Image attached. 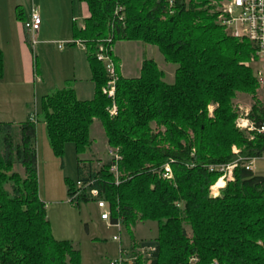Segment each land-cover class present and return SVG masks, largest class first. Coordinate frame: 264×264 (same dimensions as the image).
Masks as SVG:
<instances>
[{
    "label": "trees",
    "instance_id": "16d2710c",
    "mask_svg": "<svg viewBox=\"0 0 264 264\" xmlns=\"http://www.w3.org/2000/svg\"><path fill=\"white\" fill-rule=\"evenodd\" d=\"M80 1L87 9L85 28L73 22L68 46H85L94 98L80 101L74 90L64 89L42 100L55 156L63 161L65 146L73 144L78 181L90 184L70 203L95 202L90 192L97 190L110 207L113 224L120 221L127 231L140 222L158 224L157 238H131L127 252L132 260L125 264H264V176L240 164L220 195L211 194L221 178L210 172L211 166L264 153L262 137L250 141L236 127L238 96L257 99L250 66L254 49L219 25L212 2L221 0H175L173 6L168 0ZM108 39L112 45L157 47L164 61L177 67L174 83L164 81L154 60H144L138 78L118 73L117 115L111 117L112 101L103 94L108 76L95 58L99 44ZM3 71L0 52V80ZM254 106L250 118L260 123L264 109L258 100ZM95 120L122 158L118 184L112 161L94 171L79 158L92 146ZM36 144V119L0 122V264H81L72 243L53 237L39 196ZM234 148L241 154L235 155ZM168 164L174 175L170 181L162 177ZM75 191L76 184H69L68 196ZM142 249L153 251L142 254Z\"/></svg>",
    "mask_w": 264,
    "mask_h": 264
},
{
    "label": "rangeland",
    "instance_id": "374dc122",
    "mask_svg": "<svg viewBox=\"0 0 264 264\" xmlns=\"http://www.w3.org/2000/svg\"><path fill=\"white\" fill-rule=\"evenodd\" d=\"M44 1L46 0H0V45H9L5 52L0 50L4 69L3 79L0 80V83L17 84V89H15L16 100L13 101L16 105L12 104V102L10 103L12 106L7 104L6 93L8 91L6 87H0V122L19 124L25 122L28 118H33L37 121L36 147L38 153L39 196L46 205L47 218L51 225L54 239L72 243L80 251L81 264H110L113 261L122 259V257L128 260L130 253L126 252V250L128 251L131 246V238L133 237L136 241L157 238L158 224L140 222L129 231L123 226L121 231H119L116 227L109 226L108 222L101 220L102 212L97 208L95 202L81 204L80 206L71 204L68 196L69 184H76L78 181V156L75 146L70 143L65 146L64 159L62 161L55 156L47 137L44 115L42 113V100L57 91L65 88L69 89L68 84L72 86L73 81L67 80L72 78L73 71L69 67L68 58L64 53L73 49L68 46L73 41L57 42V45L54 46H43V43H40L43 37L37 35L38 44L34 52H31L33 59L31 69L33 68V72L35 70L36 74L35 84H31L29 87H19L25 83L28 73L24 65L25 62L20 59V51L18 53V47L15 42L17 39V24L23 25L30 20L32 7L37 8L39 13L40 4ZM47 1L52 3L50 6L60 2L64 14H61L59 18L57 13L56 19H59L61 23L64 22L66 29H64V34L62 33L59 37L56 36L55 33H52L56 31L53 21L57 23L58 20L48 19V25L47 23L43 25V31L45 30L48 37L51 38L50 40H57L58 38V40L64 41L67 38L66 36H68L70 41L72 19L77 21L84 20V4L80 0ZM225 1H214L212 6L217 8L215 10H218V7L223 5ZM59 43H64L63 51L59 48ZM43 47H47V53L41 51ZM12 48L17 49L16 57L14 53H8L11 52ZM113 49L116 51V55L118 54L119 56L118 58L115 57L118 73L121 66H123L132 73V76H139L144 60H154L165 73L164 81L169 85L174 83L177 67L166 63L157 47L143 43L116 42L113 45ZM29 50L31 51L30 48ZM82 51L85 52L83 49ZM82 55H85V53ZM10 56L14 58L10 59ZM252 62L253 60L250 66ZM85 85L86 87L88 86L87 83L80 84L79 82L73 85L78 100L87 98V88L85 90L80 89L85 87ZM89 85L94 90L95 84ZM257 96H259L260 100H256L262 102V95H260L258 89L256 90V98ZM256 100L252 96L239 95L235 103L237 107L240 106L242 108V113L247 110L252 113L253 108L256 107L254 106ZM26 102L28 105L27 110L25 109ZM210 108H212L213 114V107ZM101 125L100 121H94L90 129L92 146L85 154L79 157L86 168L90 166L94 171H99L103 165L111 161L108 156L110 146L106 136L104 138L103 134L101 135ZM62 164L64 165L63 169ZM255 167V173L259 176H264V162L257 161ZM18 171L23 174L21 169L18 168ZM219 191L221 190L217 188L211 190L213 195H217ZM188 231L190 232L189 229ZM114 237H118L120 241H114ZM122 250H125L124 254L121 252Z\"/></svg>",
    "mask_w": 264,
    "mask_h": 264
},
{
    "label": "built area",
    "instance_id": "2783aa9c",
    "mask_svg": "<svg viewBox=\"0 0 264 264\" xmlns=\"http://www.w3.org/2000/svg\"><path fill=\"white\" fill-rule=\"evenodd\" d=\"M168 1L170 6L174 5L175 0ZM120 11H122V8L117 9V13ZM218 11V23L221 27H223L226 33L238 40H245L249 42L254 49V58L252 62L253 66L251 65V67L258 84V91L260 95H262L263 103L260 101L261 107L264 109V0H226L223 5L218 7ZM73 22L77 29L84 30V20L77 21L74 19ZM40 26L41 18L38 10L37 8L32 7L30 10V20L23 24L26 33V40L31 52H34V49L38 44L37 35L39 33ZM77 45L85 51V46H83L81 42H78ZM58 46L60 49H63L64 43H59ZM95 58L103 65L108 76L107 85L103 89V94L112 101V107L108 110V113L111 117H114L117 115L115 98L119 76L117 72V65L114 59L112 39H108L99 44V47L95 53ZM257 99L260 100L259 96H257ZM237 108V113L239 115L236 121L237 129L246 133L250 141L255 140L256 137H262L264 140V116L260 115L258 118L260 123H258L256 119L250 118V111L247 110L242 113V108L240 106ZM209 111L210 115L212 116V108H209ZM233 151L235 155L241 154L240 150L237 148H234ZM108 156L113 162L111 173L116 177V182L118 184V164L122 158L119 154V151L113 148H109ZM259 160L264 162V153L259 158L239 157V159L231 165L211 166L210 172H217L221 174L219 182L211 190L214 188L222 190L218 187L220 182H223L226 186L228 182L233 181V171L240 164H242V166L245 167L247 171L254 173L255 164ZM162 177L165 180H173L174 175L169 164L164 167ZM89 185L78 181L76 183V191L70 197V202L76 203L80 195L83 193V190ZM211 194L213 197H218L220 195V191L217 195H213L212 192ZM90 196L95 199L97 208L102 212L101 220L108 222L109 226L116 227L119 231H121L122 223L120 221H118L116 224L112 223L110 207L105 200L100 198V193L97 190H92L90 192ZM113 240L118 242L120 241L118 237H114ZM152 251L153 249H142L140 250V253L146 254ZM121 252L124 254L125 250ZM131 260L132 259L130 258L126 260L122 257V259L113 261L110 264H125L127 261L130 263Z\"/></svg>",
    "mask_w": 264,
    "mask_h": 264
},
{
    "label": "crops",
    "instance_id": "0c3cea01",
    "mask_svg": "<svg viewBox=\"0 0 264 264\" xmlns=\"http://www.w3.org/2000/svg\"><path fill=\"white\" fill-rule=\"evenodd\" d=\"M50 4H52V3L48 2L47 0L40 4L39 14L41 17V27H40L38 35L40 37H43V39L41 40L40 43H43V46H54V45H57L56 44L57 42H65V41L71 42V41H73V33H74L73 19H72V27H71V34H70L71 40L70 41H69L68 36H66L67 38L64 41H60V40H58V38H57V40H50L51 38L48 37L45 30L43 31L44 23H45V25H46V23L48 25V19L49 20L50 19H56L57 13L59 15V18L61 16V14H64L62 7L60 5V2L55 3L54 6L53 5L50 6ZM83 13H84L83 15H84V20H85L87 17V9H86L85 5L83 7ZM56 20H58L57 23H56V21H53V25L56 28V31H54L52 33H55L56 36L59 37V36H61L62 33L64 34V29H66V25L64 22L61 23L59 21V19H56ZM17 25H18L17 29H16L17 39L15 40V42H16V45L18 47V53L20 51V59H22L25 62L24 65H25L26 71L28 73V75L25 79V83H23V85H20L19 87H21V86H24V87L28 86L29 87V86H31V84H35V77H36L35 70L33 72V68L31 69V64H32V60H33L31 57L32 53L29 50V46H28V43L26 41V33H25L23 25L22 24H17ZM7 47H9V45L1 44L0 50L5 52L8 49ZM71 48H73V49L64 53V55L66 54V56L68 58L69 67H71V69L73 71L72 76H71L72 78L70 80H67V81H71V80L73 81L72 86L68 84L69 89H72L75 91V88H73V85L77 84L78 82L80 84L87 83L88 84L87 87L85 85V87L80 88L82 90H85L87 88V98H81L80 101H91L94 97L93 94H94L95 87H93L94 88V90H93L89 85V84L92 85L93 82H92V78H91V69H90V64H89L88 58H87V54L82 51V48L80 46H75V47H71ZM41 51L43 53H47L48 49H47V47H43V48H41ZM62 51H63V49H62ZM82 52L85 53V55H82L83 54ZM8 53H14V56L16 57L17 56V49L12 48L11 52H8ZM115 57H117V58L119 57L118 54L116 55V51H114V59L116 61ZM11 58H14V57L10 56V59ZM15 60H17V59L15 58ZM141 67H142V65H141ZM119 76L123 77V78L131 79V78H138L140 75L139 76H132V73H130L126 67L121 66V68L119 69ZM0 87H3V88L6 87V89L8 91V93H6L7 98H8L7 104H10L14 100H16L15 89H17L16 88L17 84H9V83H2L1 82ZM12 104L16 105L15 102H13ZM12 104H10V106H12ZM27 107H28V105L26 102V106H25L26 110L28 109ZM102 134L105 138L104 130H103V127L101 125V135ZM255 172H256V167H255ZM255 172H254V174L257 175Z\"/></svg>",
    "mask_w": 264,
    "mask_h": 264
},
{
    "label": "bare ground",
    "instance_id": "6f19581e",
    "mask_svg": "<svg viewBox=\"0 0 264 264\" xmlns=\"http://www.w3.org/2000/svg\"><path fill=\"white\" fill-rule=\"evenodd\" d=\"M224 185H225V184H224L223 182H220V183L218 184V187L221 188V189H223V188H224Z\"/></svg>",
    "mask_w": 264,
    "mask_h": 264
}]
</instances>
